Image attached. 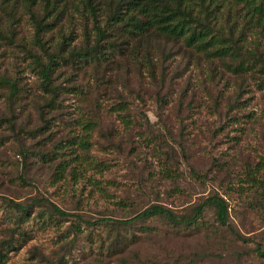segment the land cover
Instances as JSON below:
<instances>
[{
    "label": "trees",
    "instance_id": "obj_1",
    "mask_svg": "<svg viewBox=\"0 0 264 264\" xmlns=\"http://www.w3.org/2000/svg\"><path fill=\"white\" fill-rule=\"evenodd\" d=\"M20 9L24 12L18 16ZM24 19L29 24L27 35L16 29ZM18 37L27 54L25 70L35 76L40 98L37 108L42 125L28 134L31 139L41 137L40 147L54 145L50 152L36 154L43 163L61 159L52 176L54 183L63 182L68 174L77 181L90 173V185L105 199L115 198L97 179L111 171V166L91 154L96 144L94 135L105 121L118 122L126 133L137 128L130 101L124 95L111 103L96 98L91 108L83 104L90 89L73 78L78 77L79 67H104L101 79L121 72L137 75L144 81L145 92L153 89L159 97L164 93L166 103L169 97H176L174 87L186 81L183 87L178 86L183 89L175 104L182 106L190 98L188 110H205L215 121L211 130L214 139L231 127L237 134L226 132L224 136L233 147L241 146L250 135L255 137L247 156L231 157L234 165L213 157L210 168L202 174L191 166L195 180L219 181L221 189H226L222 194L219 190L210 192L182 212L155 204L130 218L90 219L37 199L48 205V211L40 213L42 217L46 214L69 222L61 240L67 247L78 246L86 256H97L95 259L103 263L104 256L127 244L123 238L131 236V243L137 242L138 232L178 236L205 232L210 239L219 234L220 238L227 236L231 245L242 249L229 254L237 264H264V237L241 232L230 211V199L235 196L244 204L243 220L255 216L258 220L252 223L264 221V111L258 116L250 109L254 91L264 99V0H0V39L11 42ZM61 78L63 82H59ZM23 84V80L0 76V90H7L10 100L29 91ZM71 97L81 104L76 115L60 112L70 116L66 120L49 116L61 111L64 100ZM61 124L66 136L59 138ZM148 133L150 142L157 140L156 133ZM166 156L159 174L178 191L180 161L171 152ZM20 180L26 185L22 175ZM111 185L116 183L106 181V186ZM0 200L1 207L11 213L30 214L34 205ZM113 203L125 209L128 206L125 199ZM209 212H213V222L206 220ZM16 217L15 232L0 241V264L10 261L7 254L21 221ZM224 258L220 254V259ZM69 263L61 256L55 264Z\"/></svg>",
    "mask_w": 264,
    "mask_h": 264
},
{
    "label": "rangeland",
    "instance_id": "obj_2",
    "mask_svg": "<svg viewBox=\"0 0 264 264\" xmlns=\"http://www.w3.org/2000/svg\"><path fill=\"white\" fill-rule=\"evenodd\" d=\"M23 12L24 10L20 9L17 15L20 16ZM24 21L17 25L16 29L20 30L22 35H27L29 24L26 19ZM19 38L11 42L0 39V76L7 75L23 80L25 85L22 86L29 89L28 92L20 93L19 98L14 100L8 98L7 90H0V198L34 205L31 206L30 214L11 213L0 205V241L9 238L11 231H14L16 214L21 217L18 234L14 235L13 247L7 254L10 261L6 264H55L61 256H66L70 260L69 264H237L238 260L229 254L241 252L242 249L231 245L227 234L223 235L226 236L224 238H220L219 234L216 239H210L205 232L189 236L164 232L143 235L138 232L139 242L131 243V236L123 238L127 244L122 245L120 251L113 249L110 255L104 256L103 263L95 259L97 256H86L83 251H79L78 246L69 248L61 241L69 222L46 214L42 217L40 213L48 211V205L36 202L37 199L48 200L67 212L90 219L130 218L155 204L182 212L202 201L203 196L210 192L219 190L222 194L226 189H221L217 183L219 181L195 180L191 166L202 174L210 168L213 157L229 160L230 164L234 165L231 157L235 154H241V158L247 156L251 145L255 144V137L250 135L241 146L233 147V142H229V138L224 136L226 132L231 136L237 134L231 127L214 139L211 130L215 121L209 119L205 110L203 113L197 109L195 113L188 110L187 103L190 98L182 106L175 104V99H178L186 81L178 85L182 87H174L176 97H169L166 103V100L162 99L164 93L159 97L152 92L153 89L145 92L142 86L144 81L137 75L121 72L109 74L101 79L105 72L104 67H79L76 71L78 77L73 78H78L85 89H90L87 90L88 100L83 104L91 108L96 98L111 103L118 100L120 95H124L130 101L131 115L137 123V128L126 133L118 122L105 121L94 135L96 144L91 154L111 166V171L105 173L103 178L98 175L97 179L102 180V186L107 187L108 192L114 194L115 198L108 200L102 197L97 189L90 185V173L85 175L86 179L77 181L68 174L63 182L54 183L52 176L61 159L43 163L38 161L36 155L50 152L54 145L50 143L40 147L41 137L31 139V133L28 134L35 127L42 125L37 108L40 98L35 76L25 70L23 62L27 54L23 49L24 43L18 40ZM73 72L70 70L71 75ZM63 80L61 78L59 82ZM254 93L255 99L251 102L250 109L259 116L261 111H264V99L259 92ZM149 94H153V97ZM63 104L65 107L61 111L53 112L49 116L66 120L76 115L81 105L73 97L65 99ZM221 125L220 121V127ZM63 127V124L59 125V138L66 136ZM114 129L117 132H113ZM148 130L156 133L157 140L150 142ZM167 145L169 149L166 148ZM166 152H171L180 161L178 191H175V184L163 180L159 174L164 161L168 159ZM21 175L26 185L21 184ZM108 180L116 185L106 186ZM221 181L222 177L220 184ZM117 198L126 200V209L113 203ZM230 208L232 222L241 232L264 237V221L252 223V220L258 218L255 216L247 220L242 219L244 204L241 199L233 196L230 199ZM206 220L214 221L213 212L207 214ZM257 228L261 229L255 231ZM220 239L223 240L222 243ZM220 254L225 258L220 259ZM243 263L249 264L248 261Z\"/></svg>",
    "mask_w": 264,
    "mask_h": 264
}]
</instances>
